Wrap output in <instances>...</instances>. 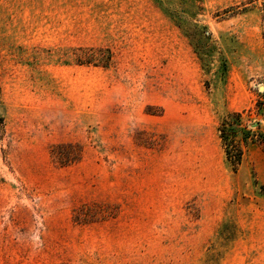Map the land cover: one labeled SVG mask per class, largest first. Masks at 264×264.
I'll return each mask as SVG.
<instances>
[{
	"label": "rangeland",
	"instance_id": "1",
	"mask_svg": "<svg viewBox=\"0 0 264 264\" xmlns=\"http://www.w3.org/2000/svg\"><path fill=\"white\" fill-rule=\"evenodd\" d=\"M263 121L264 0H0V264H264Z\"/></svg>",
	"mask_w": 264,
	"mask_h": 264
},
{
	"label": "trees",
	"instance_id": "2",
	"mask_svg": "<svg viewBox=\"0 0 264 264\" xmlns=\"http://www.w3.org/2000/svg\"><path fill=\"white\" fill-rule=\"evenodd\" d=\"M231 118H240V114L236 112H232L226 115L219 127V132H220V138L222 140L225 149L226 158L228 162L231 164L233 171H237L238 166L242 162L244 150L241 147L235 148V145H232L231 142L228 143L227 141L228 138H227L226 125L228 120H230Z\"/></svg>",
	"mask_w": 264,
	"mask_h": 264
},
{
	"label": "built area",
	"instance_id": "3",
	"mask_svg": "<svg viewBox=\"0 0 264 264\" xmlns=\"http://www.w3.org/2000/svg\"><path fill=\"white\" fill-rule=\"evenodd\" d=\"M262 128H264V121L262 122Z\"/></svg>",
	"mask_w": 264,
	"mask_h": 264
}]
</instances>
